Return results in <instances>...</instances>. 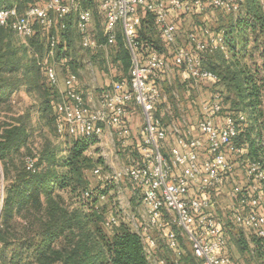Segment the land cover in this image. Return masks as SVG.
Returning a JSON list of instances; mask_svg holds the SVG:
<instances>
[{"label": "built area", "instance_id": "1", "mask_svg": "<svg viewBox=\"0 0 264 264\" xmlns=\"http://www.w3.org/2000/svg\"><path fill=\"white\" fill-rule=\"evenodd\" d=\"M98 2L105 19L104 41L95 34L94 12L84 5V0H33L24 9L14 4L0 9V25L12 28L25 38L35 35L37 28L59 30L57 34H48V49L40 63L49 82L55 86L59 81L55 61L57 43L67 19L75 16V31L85 50L110 48L120 34L131 56L129 75L112 79L99 98L92 99L79 88L77 77L68 74L65 91L56 106L58 134L99 139L105 130L118 127L117 133L126 143L130 136L126 115L131 106L138 107L143 115L141 157L114 174L104 171L101 165L95 167L92 175L99 178V188L127 178L141 194L146 217L143 216L141 223L134 217L131 227L141 236L150 261L153 257L156 264H168V259L157 253L162 249L153 235L157 230L172 257H176V264L182 263L186 252L181 234L190 241L192 254L201 264H243L230 253L226 219L215 209L225 193L230 200L227 209L231 212L227 218L250 235L264 238V165L251 157L248 141H239L250 124L248 113L237 111L223 116V98L217 93L210 101L203 102L201 116L194 125L197 135L191 128L187 133L182 132L176 124L169 128L164 116L171 106L161 83L169 69L181 70L184 79L218 82V75L203 67V54L225 49L221 36H214L205 26L199 32L188 33L190 47H183L178 44L180 22L175 15L176 12L191 15L205 10L208 5L238 12L244 0ZM148 13L154 16L167 47L165 51L144 45L140 40V29ZM163 104H166L165 109H161ZM169 137H173L174 143L167 148ZM36 161L29 158L28 169L35 171ZM237 168L243 171L241 177ZM229 182L234 185L226 190ZM96 188L88 189L83 196L92 197ZM4 196L3 190L1 203ZM171 215L176 229L168 222L167 217ZM119 223L117 216L106 220L108 227Z\"/></svg>", "mask_w": 264, "mask_h": 264}, {"label": "trees", "instance_id": "2", "mask_svg": "<svg viewBox=\"0 0 264 264\" xmlns=\"http://www.w3.org/2000/svg\"><path fill=\"white\" fill-rule=\"evenodd\" d=\"M23 1L0 0V9L14 4L23 9L33 2ZM84 5L100 13L98 0H84ZM228 13L210 28L214 36H221L225 49L204 53L203 62L219 63L212 71L228 92L223 97L222 115L248 111L250 124L239 141H248L249 154L264 165V5L261 0H244L239 12ZM66 23L56 51L57 58L70 66L74 63L70 59L74 28L68 19ZM154 30V16L148 13L140 40L165 51L166 45L159 46L152 35ZM49 33L57 34L59 30L37 28L28 43L19 44L13 29L0 25V108L22 88L37 92L41 99L39 118L54 123L56 129L60 94L30 53L44 48L47 51ZM110 48L115 61L127 70L131 56L120 34ZM31 129L29 114L11 121L0 119V184L5 194L0 211V264H153L137 231L124 223L106 226L107 206L100 205L102 196L109 193L106 188L97 187L90 198L83 196L94 186L90 178L93 169L104 164L101 157L88 154L98 139L69 135L59 142L45 139L36 170L32 171L27 162L17 163L22 148L30 146ZM236 244L242 251L252 244L256 264H264V238H240Z\"/></svg>", "mask_w": 264, "mask_h": 264}, {"label": "rangeland", "instance_id": "3", "mask_svg": "<svg viewBox=\"0 0 264 264\" xmlns=\"http://www.w3.org/2000/svg\"><path fill=\"white\" fill-rule=\"evenodd\" d=\"M23 3L25 1L22 0ZM22 3V4H23ZM26 6V5H25ZM25 6L22 8L24 9ZM216 16L223 19V17L226 14H229L228 12H225L221 8H210ZM205 13V12H204ZM201 14H195L194 16H199ZM69 22L72 23L73 28L75 30V16L68 19ZM104 23L105 19L104 16L100 13H97L94 11V21H93V27L95 29V34H97L99 37H102L103 35V29H104ZM193 24V23H192ZM200 24V26H204V22H202V19H197L194 21V25ZM209 27L212 29L216 27L215 23L210 22L208 23ZM184 29L186 32L188 31V27L184 25ZM73 30V48L71 50V62H74L70 66L66 65L63 61L59 60L56 56L55 61L56 64V70L58 73L59 81L57 85L55 86L57 88L58 93L60 94V100L62 99L63 92L65 91V79L68 74L73 73L78 80L79 88L84 91L85 93L93 92L94 94H97V98H99L100 92L103 90V87L106 88L107 83L112 81V79H117L121 75H129L130 66L127 68V70L124 69L123 64L121 62L115 61V54L114 50L112 48H101L96 51H89L85 50L81 47L79 43L78 36L76 32ZM154 38L156 39L159 46L163 47L164 43L161 39L160 33L158 30H154L151 32ZM18 42L19 44H26L28 43V38L22 37L18 35ZM46 48L42 49L41 51L34 52L33 50H30V53L34 55V57L38 60V66H40V63L42 60H44L46 56ZM69 59V60H70ZM220 62V61H218ZM116 63V64H115ZM213 64H217V66H213ZM219 63H210V61H204L203 67L211 70H215L214 67H219ZM131 65V64H130ZM217 69V68H216ZM176 71V76L173 77L172 72ZM219 71V68L218 70ZM216 71V72H217ZM108 74L109 81L105 84L103 81L105 79V75ZM166 78V84L161 83V88L163 91H165L168 96L171 98V103L173 104V115H169V113H165V120L169 123L166 124V126L173 127L174 124L176 126L180 127L181 129H188L193 124L190 122L195 123L194 121H190L188 116L189 113L187 111L197 110V113L199 112V117L201 115L200 109L203 105V102H201L203 99L207 97L208 94H210V100L211 97H213L214 94H221L222 98L226 97L228 92L226 87L221 82H210L209 86L203 85L201 82H197L198 86L196 84L194 87L186 86V82L184 81V78L181 75V72L179 69L176 70H168L165 73ZM202 84V85H200ZM203 86V87H202ZM23 89V88H22ZM26 90V88H24ZM27 93L24 95H14L16 92L12 94V96L9 99V102L7 104H3L0 108V119L3 121H11L12 119L18 117L22 114H29L31 117V126H32V139L30 142V146L26 148H22V154L20 156L18 155L17 163L21 164L20 161L23 162L22 165H24V162H27L31 157L36 156L45 141V139L52 140L54 142H59L61 140V135L58 134V132L55 129V124L49 122L46 119H40L39 114V103L41 101L40 96L37 92L29 93L26 90ZM172 92V93H170ZM194 94L193 98L196 102L193 105L187 107V98L185 97V94L188 93ZM14 95V97H13ZM13 98V99H12ZM169 98V97H168ZM189 99V98H188ZM190 101V99H189ZM205 102V101H204ZM207 102V100H206ZM183 106H185L187 111H184ZM138 109V108H137ZM243 112H248L247 110L243 109ZM241 111V110H240ZM188 114H187V113ZM197 116L196 112L193 114L192 117ZM164 120V121H165ZM141 122H143V119L141 118ZM195 125V124H194ZM197 131V130H196ZM100 143V142H99ZM98 142L94 143L88 150V154L93 157H101L104 160V164H102V168L104 171H106L109 174L118 173L121 171L122 168H124L127 165L133 164V162H127L123 160L122 157H116V155L119 154L118 147L115 146L114 142L110 144L109 146L106 145L103 141L101 144ZM96 148H99L96 150ZM137 151L136 155L139 156L136 161L140 159V151L139 148L136 149ZM97 152V153H96ZM100 154V155H97ZM29 157V158H28ZM239 171L240 168H237ZM242 175L243 171H239ZM90 174V173H89ZM90 178L92 181V184L96 187L100 186V180L99 178L93 176L90 174ZM237 181L238 178L236 177ZM244 181V178H242ZM234 185V182H229L226 186V190L231 189ZM107 189L109 193L104 199H101V202L106 203L107 210L106 213H109L107 215V218L110 216H117L119 218V225L122 223H127L132 226V214L134 213V207L137 206V212H139L142 200H141V194L136 191L132 183L127 179L123 178L119 182H110L109 184L104 186V189ZM4 190V186L0 184V211L2 204L1 203V193ZM66 196V195H65ZM133 199V200H132ZM138 200V201H136ZM230 204V200L228 196L224 195L220 198L219 203L216 206L215 212H218L222 217H224L227 222V233L230 236V245H229V251L234 257V259L237 262H241L243 264H256V261L254 259L252 249L253 245L250 244V248L248 250L242 251L236 244V240L240 238H246L248 240L251 239L252 235H250L247 231L243 230L242 228L234 225L231 222V218H227V216L230 215V211H228L227 206ZM144 207V206H143ZM113 209V210H112ZM113 211V213H110ZM168 222L176 229V226L174 224V217L168 216ZM117 227V226H114ZM179 231V230H178ZM242 236V237H241ZM180 239L182 242L183 247L186 249L187 257L186 255L181 260V264H201L200 261L196 260L192 254L191 250V244L190 241L187 239V237L183 234L180 235ZM162 248L165 247V244L161 246ZM169 251V254L167 253ZM165 252V253H163ZM163 257L168 259V264H176L175 259L176 257H172L171 251L168 249H164V251L161 252ZM161 256V257H162ZM151 261L153 264H156L155 259L152 257ZM243 261V262H242Z\"/></svg>", "mask_w": 264, "mask_h": 264}, {"label": "crops", "instance_id": "4", "mask_svg": "<svg viewBox=\"0 0 264 264\" xmlns=\"http://www.w3.org/2000/svg\"><path fill=\"white\" fill-rule=\"evenodd\" d=\"M206 1L208 2V0H206ZM261 1H262L263 5H264V0H261ZM210 8H216V7H212V6L208 5V7L205 10H203V11H198V12H195L194 14H191V15L188 14V15H184V16L181 15V12H179V13L176 12V15H175L176 20H178L180 22V32H179V35H178V44L179 45H181L183 47H190L188 39H187V34L190 33V32H196V31L199 32L200 29L203 27V26H200V24L194 25V21H196L197 19H199V18L202 19V22H204L203 25L204 26H208V27H209L208 23H210V22H212V23L214 22L215 24L217 23V21L219 20V17L216 16V14H214L211 10H209ZM234 13H237V12H234ZM195 14H201V15H199L197 17V16H194ZM184 25L189 28L187 32L184 29ZM180 72H181V70H180ZM172 74H173V77H175L176 76V71L172 72ZM181 75L184 78L182 72H181ZM108 77H109L108 74H106L105 75V79L103 81L105 84L109 81ZM165 80H166V78L162 82H164ZM184 81L186 82V84H187L186 86L187 87L188 86L194 87L195 84H196V86H198L197 84H199L194 79H184ZM110 83L111 82H109V84ZM201 83H203V85H205V86H209L210 81H202ZM109 84L107 83V86H105V87H108ZM163 84H166V81ZM200 85H202V84H200ZM17 93H18V95H24L27 92L23 88V89H20V90L16 91V93L14 95H16ZM170 93H172V92H170ZM85 94H86L87 98H92V99H94V97L97 98L96 97L97 94H94L93 92L92 93L91 92H89V93L87 92ZM14 95H13V97H14ZM193 95L194 94H191L190 92L188 94H185V97L187 98V104H186L187 107L193 105V103L194 104L196 103L194 101ZM209 95L210 94H208L207 97L205 99H203L201 102H204L206 100L210 101V96ZM168 97H169V102H170L169 104L171 106V109H170V111L168 113H169V115L174 117V115H173L174 111H173V108H172L173 104L171 103L170 96H168ZM188 98L190 99V101H189ZM165 107H166V104H163L161 106V109H165ZM137 108L138 107L131 106L129 108V110H128L127 115H126V123H127V126L130 128V136L127 138L126 143H123L122 142L123 138L120 135H118V133H117L118 127L113 128L112 130H105V134L103 135V137H101V138H99L97 140L98 143L100 142L99 144H101L102 141L108 146L110 144H112V145L115 144V146H117L119 148L118 149L119 154L116 155V157H122L123 160H125L127 162H135L136 159L139 158V156L136 155L137 151H135V150L141 147L142 140H143V138H142V136L140 134L141 127L143 126V122H141V118L143 119V115H142L141 110L139 108L138 109ZM183 109H185L184 111H187L185 106H183ZM187 112L189 113L188 116H191V117H189V120L195 122V123L190 122V123L193 124L190 128H191L193 134L197 135L198 132L196 131V127L194 126V124H197V121L200 118L198 116L199 112L197 113V110H193V109L191 111L189 110ZM195 112H196L197 116L192 117L193 114H195ZM165 123L169 124L166 120H165ZM186 131H187V129H182V132L187 133ZM66 137H68V136H61L60 138H61V140H64ZM69 137H72V136H69ZM113 142H114V144H113ZM173 143H174L173 137H169V139L167 140V144H166L167 148H170L173 145ZM97 155H100V154H97ZM34 158H36L38 160L39 153ZM104 198H101V199H104ZM136 201H138V200H136ZM100 205H107V204L101 202V200H100ZM133 207H134L135 211L132 214L131 222L133 221L134 217H137V222L141 223L140 220L143 219V216H145L146 209H145V207H143V205H141V208H140L139 212H137V210H136L137 206H133ZM110 213H113V211H111ZM108 214L109 213H106V215H108ZM18 219L21 221V218H18ZM124 224L128 225L129 227H131V223L130 224L124 223ZM153 235H154V237H156L159 240L160 246H162L164 244V242H163V239L161 237V234L157 230H155L153 232ZM164 249L168 250L166 247H164V248L160 249V251L157 252V253L160 256L164 255V254L161 253L162 251H164ZM163 253H165V252H163ZM167 253L169 254V251H167Z\"/></svg>", "mask_w": 264, "mask_h": 264}]
</instances>
